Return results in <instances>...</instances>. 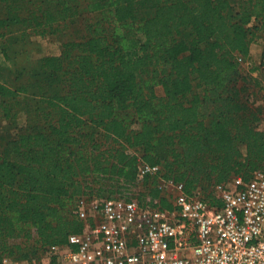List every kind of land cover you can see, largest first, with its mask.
<instances>
[{"label": "trees", "instance_id": "trees-1", "mask_svg": "<svg viewBox=\"0 0 264 264\" xmlns=\"http://www.w3.org/2000/svg\"><path fill=\"white\" fill-rule=\"evenodd\" d=\"M73 1L0 0V50L13 26L55 33L84 10L107 23L75 29L24 81L0 64V258L41 264L82 230L81 196L172 209V180L220 205L216 185L264 172V70L240 69L264 41V0ZM140 163L159 170L138 177Z\"/></svg>", "mask_w": 264, "mask_h": 264}, {"label": "built area", "instance_id": "built-area-1", "mask_svg": "<svg viewBox=\"0 0 264 264\" xmlns=\"http://www.w3.org/2000/svg\"><path fill=\"white\" fill-rule=\"evenodd\" d=\"M158 170L140 163L138 177ZM162 186L172 192V209L79 197L73 213L82 230L51 246L47 264H264L263 171L216 185L220 205L188 195L182 183ZM0 264L22 263L3 256Z\"/></svg>", "mask_w": 264, "mask_h": 264}, {"label": "rangeland", "instance_id": "rangeland-1", "mask_svg": "<svg viewBox=\"0 0 264 264\" xmlns=\"http://www.w3.org/2000/svg\"><path fill=\"white\" fill-rule=\"evenodd\" d=\"M37 1L40 2V0ZM31 2L32 1L26 2L25 6H23V10L21 12L22 14L23 11L24 13H27V8L31 7ZM73 2L82 8L86 7L85 0H74ZM4 12L5 10L0 7V14H4ZM105 17L106 16L100 12L84 10L73 19L67 20L65 24L59 23V30L55 33H46L44 35L34 34L29 32L30 28L26 27V36L24 38L21 34L23 31L21 30V27L23 26H13L11 28L12 39L5 37L1 42L3 50H0V64L18 69L20 71L18 81H24L31 72H34L35 69H37V65L39 64L41 58L49 55H58L60 53L61 42L71 37L75 29H79L78 35L85 34L88 31L90 34L95 33V31H102V23L104 22L105 25L107 24L105 22ZM99 19H101L100 24H94L91 28H89L90 26L88 27V25H91ZM111 29L113 32L117 33V35H120L124 31V25L115 24ZM110 31L111 30L109 28L106 29L107 33H110ZM254 43H257L262 48L261 52L257 53L260 54L259 59H257V61L250 62L251 58L249 56L247 61L242 62L240 69H252L253 67L254 69L264 70V41L263 39H257ZM4 50H6L7 55L3 53ZM248 61L250 63H248ZM262 79H264V76H262ZM154 89L158 95L162 94L160 86L154 84ZM10 126L11 122L6 119H0V134L7 131ZM131 126L136 127V121H132ZM84 132L86 131L84 130ZM68 204H70V199L67 202V205ZM67 205L63 210L65 213L68 207ZM50 259V248H48L43 252H39L37 257L32 259V262L35 260L34 262L40 261L41 264H47ZM18 262L22 264H29V262L25 259L19 260Z\"/></svg>", "mask_w": 264, "mask_h": 264}, {"label": "crops", "instance_id": "crops-1", "mask_svg": "<svg viewBox=\"0 0 264 264\" xmlns=\"http://www.w3.org/2000/svg\"><path fill=\"white\" fill-rule=\"evenodd\" d=\"M261 47L257 44V43H251V45H250V62L251 61H257V59H259V57H260V54H257L258 52H261ZM249 61H248V63H250ZM257 74V70H254L253 72H252V75H256Z\"/></svg>", "mask_w": 264, "mask_h": 264}]
</instances>
